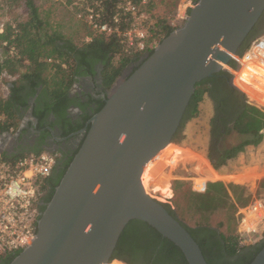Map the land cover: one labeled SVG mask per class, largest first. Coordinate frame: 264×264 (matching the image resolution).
Returning <instances> with one entry per match:
<instances>
[{
    "label": "water",
    "instance_id": "obj_1",
    "mask_svg": "<svg viewBox=\"0 0 264 264\" xmlns=\"http://www.w3.org/2000/svg\"><path fill=\"white\" fill-rule=\"evenodd\" d=\"M263 13L264 0H198L182 26L119 78L82 130L85 139L41 214L35 241L9 264L121 261L112 255L132 220L175 243L189 264H209L187 228L146 191L143 173L173 143L196 84L226 70ZM250 264H264V246Z\"/></svg>",
    "mask_w": 264,
    "mask_h": 264
},
{
    "label": "trees",
    "instance_id": "obj_2",
    "mask_svg": "<svg viewBox=\"0 0 264 264\" xmlns=\"http://www.w3.org/2000/svg\"><path fill=\"white\" fill-rule=\"evenodd\" d=\"M65 1L73 6L76 12L82 10L86 13L87 7L93 8L94 12L99 14L98 22L107 24L111 28V32L94 30L86 23L88 26L87 36L78 45L70 38H66L49 22L47 13H41L42 2L40 0H2L0 3L1 6L4 5L8 9L22 4L27 15L24 19L17 18L6 21L4 30L0 33V47L4 54L0 59V78L4 73L17 77V80L13 81L9 88L8 96L0 97V115L2 116L0 134L18 129V108L26 106L22 92L28 89L31 94H34L40 85H43V89L40 91L39 98H45L47 103L45 110L35 113L39 121L42 123L46 113L51 111L61 117L68 127L65 129L64 135L83 129L87 126L90 118L102 109L105 99L92 97L88 102L79 104L83 115L80 121L73 123L67 117V109L73 104L69 94L76 76L94 73L93 63L99 62L102 67L103 86L110 90L126 68L140 61L133 67L131 75L145 61L146 55L153 53L155 46L162 39L174 29L182 26L174 25L167 15L155 16L152 19L153 22L149 24V35L145 41L146 48L139 51L135 46L127 47L123 42V34L133 22L131 14L123 12L119 8V5L127 0ZM132 1L135 4L145 1L143 8L146 7L148 14H152L155 0ZM193 1L196 3L198 0ZM116 16L118 17L117 21L115 20ZM262 18H264V13L258 22ZM256 24L239 48L237 52L239 56L245 52L254 38L264 32V26L256 30ZM87 38L89 39L87 40ZM12 47L15 50L13 55L9 54ZM229 66L236 69L238 62L232 59ZM232 77L233 74L229 71H220L196 84L195 92L172 140L176 144H181L185 140L183 130L186 124L196 117L203 118L205 109L203 102L207 99L211 100L213 114L209 121L206 158L210 160L214 169L220 172L225 171L224 168L226 169L230 161L243 152L246 146H257L264 139V109L250 101L247 95L237 87L231 85ZM236 80L237 78H235V83ZM91 103L95 106L89 111L87 107ZM41 123L40 127L43 126ZM233 133L246 138L230 147H223L228 137ZM85 136L86 133L54 187L60 183ZM44 150H33L32 152L39 153ZM24 154L20 153L16 156ZM207 164L209 163L207 162ZM49 181L50 177L43 180L42 192L48 188ZM54 192L55 190L50 199ZM261 193H264V178L260 180L254 194L249 192L246 186L220 180L206 181L204 191H189L198 209L215 211L221 206H228L232 211L230 218L236 220L237 227L239 209L250 203L254 197L258 198ZM161 203L180 220L171 203L167 201ZM180 222L196 239L209 264H212L210 257L219 249L224 250L229 256H240L239 264H250L264 246V238L257 243L242 246L239 242L237 229L231 230L229 233H220L208 222L199 223L195 227L187 225L182 220ZM20 252L4 253L3 255L7 257L4 264L11 263ZM113 258L119 259L125 264H189L184 253L175 243L140 220H132L127 224L113 252Z\"/></svg>",
    "mask_w": 264,
    "mask_h": 264
},
{
    "label": "rangeland",
    "instance_id": "obj_3",
    "mask_svg": "<svg viewBox=\"0 0 264 264\" xmlns=\"http://www.w3.org/2000/svg\"><path fill=\"white\" fill-rule=\"evenodd\" d=\"M40 1L42 2L41 13H47L49 22L66 38H70L80 45L87 36L88 26L77 18L74 7L67 4L65 0ZM153 3L155 5L152 7V14H148L146 7V9L143 8L145 2L138 4L149 16V24L153 22L152 19L155 16L167 15L176 26L184 24L189 15V10L196 4L193 0H155ZM151 15L152 17H150ZM26 17V11L22 4H17L9 9L0 4V22ZM100 69L102 70V67ZM244 70L246 69L242 68L241 72ZM7 83L8 80H0L1 98L8 96ZM76 91L74 90L72 93H76ZM208 103V99L203 102L204 108L208 107ZM203 122L202 117L192 119L183 130L185 140L181 144L173 142L168 145V151L163 154L158 166L155 165L147 172V181L150 175L151 177L155 175L157 180V183L151 186L147 182V189L151 197L161 202L171 203L178 218L187 225L195 227L199 223L208 222L220 233H229L231 230L238 229L236 220L230 218L232 213L230 208L225 205L215 211L198 209L197 204L189 194V191H194L191 184L196 179L198 182L220 180L246 186L247 190L254 194L260 180L264 178V139L257 146H246L244 151L238 154L234 160H231L226 169L224 168L225 171L220 172L214 169L210 160L206 158L209 135L208 127L203 128L202 126ZM194 123L198 124L195 132H193L194 129L191 130ZM245 138V136L233 133L228 137L223 147H230ZM252 161H257L258 164L252 166L250 165ZM157 186H160L161 189H156ZM258 199L264 200V193L259 194Z\"/></svg>",
    "mask_w": 264,
    "mask_h": 264
},
{
    "label": "built area",
    "instance_id": "obj_4",
    "mask_svg": "<svg viewBox=\"0 0 264 264\" xmlns=\"http://www.w3.org/2000/svg\"><path fill=\"white\" fill-rule=\"evenodd\" d=\"M119 8L130 13L133 19L131 27L123 34V42L127 47L135 46L139 51L145 50V41L149 35V16L132 0L122 2ZM76 15L94 30L111 32L107 24L98 22L99 14L91 7L86 8V13L78 10ZM115 20H118L117 16ZM5 22H0V33L4 30ZM14 53V48H10L9 54ZM0 55L1 59L4 55L1 49ZM232 59L238 62L239 67L233 69L228 66L226 70L233 74L235 86L250 101L264 109V75L257 71L264 73V32L251 41L241 56L232 55ZM242 68L246 69L244 73L241 72ZM235 78L240 79L239 85L235 83ZM56 163L57 153L54 151H31L18 157H6L0 152V255L22 251L35 241L42 214L41 184L51 175ZM191 185L194 191L201 192L206 188V180L198 182L196 179ZM144 187L146 188L145 184ZM146 191L148 192L147 188ZM149 195L151 196L150 193ZM237 215V230L242 246L257 243L264 238V200L254 197L239 209Z\"/></svg>",
    "mask_w": 264,
    "mask_h": 264
},
{
    "label": "flooded vegetation",
    "instance_id": "obj_5",
    "mask_svg": "<svg viewBox=\"0 0 264 264\" xmlns=\"http://www.w3.org/2000/svg\"><path fill=\"white\" fill-rule=\"evenodd\" d=\"M264 26V18H262L257 24L255 29L259 30ZM143 58V57H142ZM141 60V59H140ZM140 61L135 62L134 64L130 65L126 68L121 76L119 77L122 79L123 77H127L130 72L132 71L133 67L139 64ZM94 73H88L86 76H80L82 78L92 77L93 83H89L84 80L83 86L87 91H89L92 87L94 92L81 95L80 98L75 97L69 94L70 98L73 100V104L69 106L67 109V117L73 123H76L81 120V116L83 115V110L79 104L83 102H88L89 98H104L108 95L109 90L104 88L103 80L101 76V65L99 62H94ZM28 89L22 92L23 99L26 101V106L19 107L23 110V116L26 118L25 123H20L18 129L15 131H11V133H2L3 136L0 138V151H3L4 154L15 157L20 153L31 152L33 150H42V149H51L57 152V163L54 167L50 177V181L47 183L48 188L42 192L40 197V209L41 213L46 208L48 202L51 200V196L53 191L55 190L54 185L59 179L63 169L65 168L67 162L69 161L72 154L78 148L81 143L82 138L84 137L85 133L80 129L78 131L71 132L67 135H64L66 127L64 120L55 115L53 112L48 111L45 117L42 120V123L39 119L35 116V113H39L46 109L47 100L45 98H39V92H35L34 94L30 93ZM90 92V91H89ZM39 93V94H38ZM88 93V92H87ZM37 96V98H35ZM80 99V100H79ZM81 109V114L74 113L73 108L75 104ZM95 105L89 104L88 110L90 111ZM31 119H30V118ZM40 123L43 124L40 127ZM15 132V133H14ZM14 134V135H13ZM5 135V136H4ZM9 136H15L14 141L8 142ZM240 256H229L227 255L224 250H217L213 256L210 257L212 264H239ZM7 257L3 254L0 255V264H4ZM111 264H125L121 261L114 260Z\"/></svg>",
    "mask_w": 264,
    "mask_h": 264
},
{
    "label": "crops",
    "instance_id": "obj_6",
    "mask_svg": "<svg viewBox=\"0 0 264 264\" xmlns=\"http://www.w3.org/2000/svg\"><path fill=\"white\" fill-rule=\"evenodd\" d=\"M1 56V55H0ZM87 74H79V75H77L76 76V79H75V81H74V84H73V86H72V88H71V90H70V92H71V94L73 95V96H75V97H78V98H80V96L82 95H86V94H89V93H92V92H94V90H93V88L94 87H92L89 91H87L86 89H85V87L83 86V83L82 82H84V80L85 79H87L86 81H88L89 83H93V79H92V77L90 76V77H87V78H82V77H80V76H86ZM11 78L12 77V79H9V78ZM8 80V83H7V86H8V90H9V88L12 86V82L13 81H15V80H17V77L16 76H10V75H7L6 73H4L3 75H2V77L0 78V80ZM239 80L240 79H237L236 80V83L239 85ZM241 82V81H240ZM25 84V83H24ZM42 89H43V85H40L39 86V88H38V90H37V92H39L40 93V91H42ZM74 90H77L76 91V93H72V91H74ZM88 92V93H87ZM38 93V94H39ZM8 94H9V91H8ZM37 96L38 95H36V97L35 98H37ZM80 100V99H79ZM208 107H206L205 109H204V115H203V120H204V122H203V128H205V127H208L207 128V131L209 132V128H210V126H209V121H210V118L212 117V114H213V104H212V102H211V100H209L208 99ZM78 105H79V102H78ZM73 110H74V113H76V114H81V109L79 108V106H77V103L75 104V107L73 108ZM23 110H22V108H18V120H19V124L20 123H25L26 122V118H25V116H23ZM206 117V118H205ZM30 118V117H29ZM31 119V118H30ZM198 128V124L197 123H194L193 125H192V127H191V130H193L194 129V131L193 132H195V130ZM7 133H11V132H6L5 134H7ZM15 133V132H14ZM1 136H3V134H0ZM14 135V134H13ZM1 136H0V138H1ZM5 136V135H4ZM14 137L15 136H9L8 137V142H12V141H14ZM168 151V149L166 150V152ZM6 155V154H5ZM8 156V155H7ZM163 158V157H162ZM254 160V159H253ZM159 163V162H158ZM158 163L156 164V166H158ZM258 163H257V161H252L251 163H250V165H252V166H255V165H257ZM245 165V164H244ZM260 166V165H259ZM155 167V166H154ZM155 176V175H154ZM153 175H152V177H151V175H150V178L148 179V184L150 183V186L152 185V184H156L157 183V180L155 179V177H154ZM156 189H158V190H160L161 189V187L160 186H157V188Z\"/></svg>",
    "mask_w": 264,
    "mask_h": 264
},
{
    "label": "bare ground",
    "instance_id": "obj_7",
    "mask_svg": "<svg viewBox=\"0 0 264 264\" xmlns=\"http://www.w3.org/2000/svg\"><path fill=\"white\" fill-rule=\"evenodd\" d=\"M246 70L243 71V73L245 72ZM258 71V74H262L264 75V73L260 70H257ZM171 145V144H169ZM169 146H167L165 149H163L157 156H155L154 158H151L147 161L146 165H145V170H144V173H143V180H144V184L147 188V180H146V176H148L147 172L148 170L151 168V167H154L158 162L159 160L163 157V154L166 152V150L168 149ZM146 180V181H145Z\"/></svg>",
    "mask_w": 264,
    "mask_h": 264
}]
</instances>
